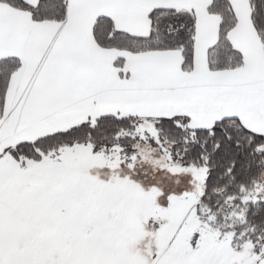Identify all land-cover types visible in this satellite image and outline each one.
Wrapping results in <instances>:
<instances>
[{"label": "snow or ice", "instance_id": "obj_1", "mask_svg": "<svg viewBox=\"0 0 264 264\" xmlns=\"http://www.w3.org/2000/svg\"><path fill=\"white\" fill-rule=\"evenodd\" d=\"M0 264H264V0H0Z\"/></svg>", "mask_w": 264, "mask_h": 264}]
</instances>
